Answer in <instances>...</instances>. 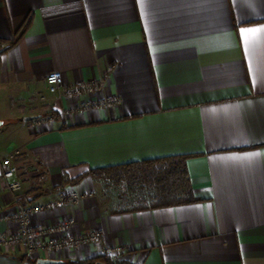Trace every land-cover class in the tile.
I'll use <instances>...</instances> for the list:
<instances>
[{
  "label": "crops",
  "instance_id": "0c3cea01",
  "mask_svg": "<svg viewBox=\"0 0 264 264\" xmlns=\"http://www.w3.org/2000/svg\"><path fill=\"white\" fill-rule=\"evenodd\" d=\"M53 70L69 84L110 72L96 97L121 102L68 113ZM15 150L22 188L0 181V231L17 228L5 217L18 204L61 189L81 198L33 223L103 231L64 262L121 245L122 264H264V0H0V158ZM180 155L195 202L123 207L90 174ZM28 258L0 248V264Z\"/></svg>",
  "mask_w": 264,
  "mask_h": 264
},
{
  "label": "built area",
  "instance_id": "2783aa9c",
  "mask_svg": "<svg viewBox=\"0 0 264 264\" xmlns=\"http://www.w3.org/2000/svg\"><path fill=\"white\" fill-rule=\"evenodd\" d=\"M69 84L65 81L61 71L53 70L46 76V85L50 94L57 100L71 98L74 104L69 112H88L94 108L113 109L121 102L120 97L113 93H101L106 84V78ZM39 100H48L45 93L39 95ZM52 120L53 117H48ZM19 151H11L0 158V181L7 182V188L16 192L22 188L19 178V164L17 155ZM46 175H43V179ZM92 194V192H91ZM81 198V194L70 189H61L56 196L46 201H32L18 204L14 211L9 212L5 219L16 223L17 228L12 232L0 231V248L14 247L31 258L59 259L62 253L77 251L81 246L89 244L100 245L103 231L91 230L84 233H75L72 227L77 224L75 218H64L48 224L33 223L32 217L56 207L74 204ZM121 245L103 247L102 253L110 257H120L125 253Z\"/></svg>",
  "mask_w": 264,
  "mask_h": 264
},
{
  "label": "trees",
  "instance_id": "16d2710c",
  "mask_svg": "<svg viewBox=\"0 0 264 264\" xmlns=\"http://www.w3.org/2000/svg\"><path fill=\"white\" fill-rule=\"evenodd\" d=\"M186 155L160 157L145 161H136L122 165L102 167L91 170L95 178H109L116 185L122 184H144L154 190L151 198V206H172L184 203L195 202V197L190 183L188 171L186 169ZM85 177H78L69 180L68 183H76ZM40 192L38 195L45 194ZM141 203L148 204L146 199H141ZM33 264L35 260L28 258ZM106 264H122L108 255H100L86 260L64 262L61 264H96L97 262Z\"/></svg>",
  "mask_w": 264,
  "mask_h": 264
},
{
  "label": "rangeland",
  "instance_id": "374dc122",
  "mask_svg": "<svg viewBox=\"0 0 264 264\" xmlns=\"http://www.w3.org/2000/svg\"><path fill=\"white\" fill-rule=\"evenodd\" d=\"M106 190L113 195H120L119 198L123 207L141 206V199H146L150 203L154 195L153 188L141 183L134 185L122 184L119 186L112 183L106 186Z\"/></svg>",
  "mask_w": 264,
  "mask_h": 264
},
{
  "label": "water",
  "instance_id": "95a60500",
  "mask_svg": "<svg viewBox=\"0 0 264 264\" xmlns=\"http://www.w3.org/2000/svg\"><path fill=\"white\" fill-rule=\"evenodd\" d=\"M28 118L33 119L35 118V116H30ZM63 262H64L63 260L54 259V258H38L36 260V264H61ZM96 264H106V263L99 261Z\"/></svg>",
  "mask_w": 264,
  "mask_h": 264
}]
</instances>
